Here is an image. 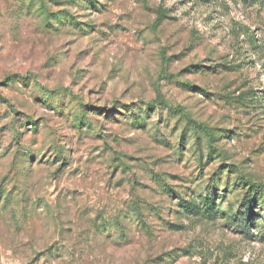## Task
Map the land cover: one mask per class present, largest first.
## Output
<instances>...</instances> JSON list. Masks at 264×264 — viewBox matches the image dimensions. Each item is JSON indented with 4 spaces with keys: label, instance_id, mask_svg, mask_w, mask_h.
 Segmentation results:
<instances>
[{
    "label": "rangeland",
    "instance_id": "374dc122",
    "mask_svg": "<svg viewBox=\"0 0 264 264\" xmlns=\"http://www.w3.org/2000/svg\"><path fill=\"white\" fill-rule=\"evenodd\" d=\"M0 264H264V0H0Z\"/></svg>",
    "mask_w": 264,
    "mask_h": 264
},
{
    "label": "trees",
    "instance_id": "16d2710c",
    "mask_svg": "<svg viewBox=\"0 0 264 264\" xmlns=\"http://www.w3.org/2000/svg\"><path fill=\"white\" fill-rule=\"evenodd\" d=\"M49 19V17H46V19H45V22H47L46 20H48ZM9 199H6V201H8ZM210 209V208H209Z\"/></svg>",
    "mask_w": 264,
    "mask_h": 264
}]
</instances>
